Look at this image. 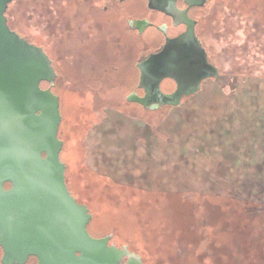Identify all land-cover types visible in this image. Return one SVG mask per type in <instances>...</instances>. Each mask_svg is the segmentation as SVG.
<instances>
[{
  "label": "rangeland",
  "instance_id": "1",
  "mask_svg": "<svg viewBox=\"0 0 264 264\" xmlns=\"http://www.w3.org/2000/svg\"><path fill=\"white\" fill-rule=\"evenodd\" d=\"M107 1L12 0L6 10L57 71L60 160L69 192L92 215L88 232L112 234L145 264H264V0L193 9L219 75L180 106L151 110L126 96L138 80L133 64L161 36H116L97 24L90 37L89 17L107 16L89 7ZM124 6L150 17L144 0Z\"/></svg>",
  "mask_w": 264,
  "mask_h": 264
},
{
  "label": "water",
  "instance_id": "2",
  "mask_svg": "<svg viewBox=\"0 0 264 264\" xmlns=\"http://www.w3.org/2000/svg\"><path fill=\"white\" fill-rule=\"evenodd\" d=\"M11 1L0 0V263L28 264L34 258V264H144L126 245L109 243L112 234L88 232L92 215L69 192L59 157V97L51 91L55 71L41 47L9 27L5 13ZM146 1L185 30L137 63V87L144 95L131 92L127 101L150 109L177 106L200 90L202 80L219 75L187 14L206 0ZM178 1L186 7L179 8ZM140 24L147 22L137 20ZM166 78L176 84L171 93L160 88Z\"/></svg>",
  "mask_w": 264,
  "mask_h": 264
},
{
  "label": "flooded vegetation",
  "instance_id": "3",
  "mask_svg": "<svg viewBox=\"0 0 264 264\" xmlns=\"http://www.w3.org/2000/svg\"><path fill=\"white\" fill-rule=\"evenodd\" d=\"M127 1L128 0H109L106 3L102 4L101 7H99L97 3L96 4H91V5L89 4L90 5L89 9H92L93 8L94 9V12L95 11L97 12L98 11L97 9H100L103 12V14L106 15L107 17H104L103 19H100V20H96L94 18H91V16H90L89 19H88L90 21L88 22V24H85L84 28H85L86 34L88 35V33H89L90 37L92 36L91 33H92V30H93L94 26H96L97 24H101L102 26L108 24V27H110L112 30H115L116 36H121V34H123L124 32H127V31H130L133 34H138L140 36L143 35L149 29H152L155 32H157L161 36V40L158 43V45L152 51L140 55V57L138 58V60L136 61V63L133 64L134 68H136L138 70L137 63L139 61H141L142 59L146 58L150 53L158 51L162 47V45L164 44L166 38H173V37H176L177 35H179L180 33H182L185 30V26L183 24L174 25L173 20H172V18L170 16H168V15L162 13V12H159V11L152 10V9L148 8L147 7V1L146 0H144V1H145V5L147 7L148 14L150 15V17H148V16H142L141 18H138V19L133 18L132 17V13L133 12H131V9L128 8V7H126V6H124V4ZM206 2H207V0H206ZM177 6L179 8H184V7H186V4L183 3L182 1H178L177 2ZM201 7H190L187 10V14H188V16L191 19H193V20L196 21V24H195V34L197 35V37L200 40L203 48L205 49V47H204V45H203V43H202V41H201V39H200V37L198 36V33H197V23H198V20L191 14V11L193 9L201 8ZM89 15H91V14H89ZM137 20H146L147 25L140 24L137 27V25H136V21ZM205 51H206V49H205ZM206 54H207V51H206ZM207 59H208V61L211 64H213L214 66H216L212 62V60L209 58L208 54H207ZM51 65H52V67H53V69L55 71V77H54V80H53V82H54L55 81V78L57 76V71H56L55 66L52 63V61H51ZM77 69H78V71H80V73L82 72V70H80V68H77ZM95 70L96 69H94V66H93V68L92 69H89L88 71L91 72V71H95ZM211 78H213V77L206 78V79L202 80V82L200 84V89H201L202 83L205 80H208V79H211ZM99 80H101L100 76H94V77L91 76V78L89 79V81H92V82H90L91 84H93V83L96 84ZM138 80H139V70H138ZM138 80H137V84H138ZM43 82H45V81H43ZM43 82H41V84ZM46 83L48 84V82H46ZM137 84H136V88L134 90H132L131 92H135L137 95L143 96L144 95V91L141 88H138L137 87ZM160 88H161V90L164 93H171V92H173L175 90L176 84H175V82L172 79L166 78V79L162 80V82L160 84ZM51 91L55 94V92L53 91L52 88H51ZM131 92H129L127 94V96ZM197 93H195L193 95H190V96H183L181 98V103L179 105H177V106H180L182 104V101L184 99L190 98V97L196 95ZM127 96H126V100H127ZM59 100H60V98H59ZM130 103H136V102H130ZM137 104H139V103H137ZM140 106H142V105H140ZM160 106L177 107V106H172V105H167V104L160 105ZM143 108H146V109L151 110L150 108H147V107H143ZM109 243L115 244L111 240H110ZM116 246H118V245H116Z\"/></svg>",
  "mask_w": 264,
  "mask_h": 264
},
{
  "label": "trees",
  "instance_id": "4",
  "mask_svg": "<svg viewBox=\"0 0 264 264\" xmlns=\"http://www.w3.org/2000/svg\"><path fill=\"white\" fill-rule=\"evenodd\" d=\"M5 15H6V13H5ZM8 25H9V24H8ZM9 27H10V26H9ZM10 28H11V27H10ZM11 29H12V28H11ZM12 30H13V29H12ZM60 152H61V151H60ZM59 157H60V154H59ZM90 222H91V220H90ZM90 222H89V224H90ZM89 224H88V225H89ZM87 228H88V226H87ZM128 248H129V247H128ZM129 249H130V248H129ZM130 250H131V249H130ZM131 251H133V250H131ZM133 252H136V251H133ZM30 259H31V258H30ZM30 259H29V260H30ZM33 259H34V258H33ZM143 263H144V262H143ZM144 264H145V263H144Z\"/></svg>",
  "mask_w": 264,
  "mask_h": 264
}]
</instances>
